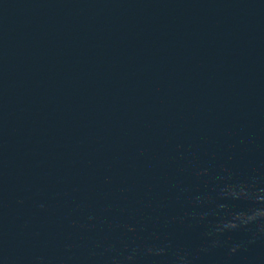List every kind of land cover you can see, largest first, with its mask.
Segmentation results:
<instances>
[{
	"label": "water",
	"instance_id": "1",
	"mask_svg": "<svg viewBox=\"0 0 264 264\" xmlns=\"http://www.w3.org/2000/svg\"><path fill=\"white\" fill-rule=\"evenodd\" d=\"M0 264H264V0H0Z\"/></svg>",
	"mask_w": 264,
	"mask_h": 264
}]
</instances>
